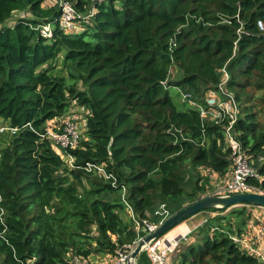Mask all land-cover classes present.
<instances>
[{
	"label": "trees",
	"instance_id": "trees-1",
	"mask_svg": "<svg viewBox=\"0 0 264 264\" xmlns=\"http://www.w3.org/2000/svg\"><path fill=\"white\" fill-rule=\"evenodd\" d=\"M70 1L81 14L72 33L43 0H0V121L18 127L0 133V264L128 250L136 232L123 186L137 218L155 224L212 194L210 175L231 170L226 122L202 120L186 101L178 108L169 89L203 103L223 66L240 107L234 131L259 175L249 182L264 192V0ZM15 10L29 16L7 25ZM73 107L85 109V131L58 151L43 134ZM86 163L103 164L117 184ZM204 211L171 264H263L231 238L248 207ZM136 262L150 264L144 251Z\"/></svg>",
	"mask_w": 264,
	"mask_h": 264
},
{
	"label": "built area",
	"instance_id": "built-area-1",
	"mask_svg": "<svg viewBox=\"0 0 264 264\" xmlns=\"http://www.w3.org/2000/svg\"><path fill=\"white\" fill-rule=\"evenodd\" d=\"M42 6L57 7V22L59 28L63 31L72 33L80 29L79 18L81 17V14L76 10L70 0H43ZM258 25L262 28V24L260 22ZM36 29L44 37H50L52 35V26L50 23H40L37 25ZM172 45H174V43ZM219 72L221 73L220 81L216 87H212L206 92L203 103L196 102L191 98L189 93L181 91L183 101H186L189 105L196 107L202 120L212 121L214 123L226 122L223 125V139L225 147L230 150L231 170L228 173L229 177L224 184L217 190L213 191L212 194L225 195L228 193L242 192L264 193L258 187L249 182V179L258 178L259 175L256 169L249 163L248 156L243 149L240 140H238L236 132L234 131V124L239 116L240 107L233 91H231L227 86L228 73L225 66L220 68ZM72 109L69 110L68 114L65 116H60L52 120L51 126L47 128L45 134H43V136H45L51 145L58 151L65 148L75 147L79 143L82 134L85 131L86 118L84 114L81 115L71 112ZM80 110L84 113L85 109L81 107ZM17 129L18 127L0 125V133L9 132L10 134H15ZM62 159L68 167H76L73 164L74 159L71 155H62ZM86 165L88 171H95L101 174L106 180H111L112 185L117 184L115 175L106 171L103 164L86 163ZM121 199L125 204L128 216L134 222V230L136 232V238L132 242L130 248L126 251L118 252L117 256L113 258L106 256L103 258L93 259L90 257L74 256L65 264H127L128 254L139 243V241H141L145 235L153 231L158 224L149 222L147 219L137 218L131 205L126 199V189L124 186L121 188ZM242 205H246L254 209L261 208L259 206L249 204ZM259 229L261 233L264 234V225H262ZM254 237H256L255 234L231 236V238L241 245L243 249H245L249 254L257 257L264 264V251L254 244ZM179 242L180 240L173 238L168 231L162 236L153 239L144 247L143 251L146 253L150 264H171L174 251ZM135 263L137 264L136 261Z\"/></svg>",
	"mask_w": 264,
	"mask_h": 264
},
{
	"label": "water",
	"instance_id": "water-1",
	"mask_svg": "<svg viewBox=\"0 0 264 264\" xmlns=\"http://www.w3.org/2000/svg\"><path fill=\"white\" fill-rule=\"evenodd\" d=\"M242 204H249L264 208V193L256 192H242V193H228L225 195L210 194L203 196L172 213L163 221L158 223L157 227L144 236L139 243L128 254L127 264H136V257L143 252L144 247L153 239L158 238L171 230L177 224L195 215L200 211L207 209H219L228 211L232 207L240 206ZM205 220L197 226L193 227L186 235L189 236L192 232L197 231L205 224Z\"/></svg>",
	"mask_w": 264,
	"mask_h": 264
},
{
	"label": "rangeland",
	"instance_id": "rangeland-1",
	"mask_svg": "<svg viewBox=\"0 0 264 264\" xmlns=\"http://www.w3.org/2000/svg\"><path fill=\"white\" fill-rule=\"evenodd\" d=\"M19 16H29V13H27L26 12V10H15L14 12H13V14H12V18L15 20L17 17H19ZM12 18H11V20H12ZM10 23V20H8L7 22H6V24H9ZM173 74H175V70L174 69H171L170 70V76H173ZM169 93H170V95L172 96V99H173V101H174V103L176 104V106L178 107V108H183L184 106H185V103L183 102V100L181 99V96H179L178 95V92H177V90H175L174 88H170L169 89ZM80 108L81 107H73V109H72V111L71 112H74V113H77V114H81V115H83V112L80 110ZM77 117V116H76ZM1 124H5V123H3V122H1L0 121V125ZM206 172V171H205ZM216 175V174H215ZM210 179H211V181H210V186H209V191H215V190H217L219 187H221L222 185H223V181L221 180V179H219V178H217V175L216 176H214V174L212 173L211 175H210ZM246 206V205H245ZM246 207H248V209L250 210V211H247L248 213H250L252 216H251V218L249 219V222H250V227H251V229H253L254 231H255V233L257 234V232H258V230H255V229H258V226H262V225H264V208H256V209H254V208H252V207H249V206H246ZM204 214H199V216H198V218H200L201 216H203ZM124 216V215H123ZM126 217V216H125ZM197 218V219H198ZM247 224V223H246ZM187 225H190V224H187ZM245 229H247L246 227H245ZM180 230L179 231H177V233H175L176 234V236H180L179 234H180ZM169 233H172L171 232V230L169 231ZM259 233V232H258ZM258 235L259 234H257V237H258ZM176 238H179V237H176ZM181 239H182V237H181ZM181 239H179V240H181ZM180 243H183L182 242V240H181V242H179V244ZM175 254V253H174ZM144 264H147V263H144Z\"/></svg>",
	"mask_w": 264,
	"mask_h": 264
},
{
	"label": "crops",
	"instance_id": "crops-1",
	"mask_svg": "<svg viewBox=\"0 0 264 264\" xmlns=\"http://www.w3.org/2000/svg\"><path fill=\"white\" fill-rule=\"evenodd\" d=\"M13 23H14V19L12 18V20L10 19V23L7 24V25H11ZM214 176H216V175L214 174ZM228 177H229V174L224 176V177H222V178L217 176V178H219V179H221L223 181V184L227 180ZM199 214H204V215L201 216L200 218H198ZM210 214H211V212H208V211H200V212L196 213L195 215H193V216L187 218L186 220L182 221L181 223L177 224L175 227H173L171 229L172 233H169V234L172 235V237L175 238V239L179 240L182 237V239L186 240L189 237V236L186 237L187 233L193 227H195L198 224H200L202 221H204V220L206 221V219L209 217L208 215H210ZM246 223L247 224H245L241 234H249V235L255 234L256 237H254V240H255L254 244H256L259 248H261L264 251V237H263L264 234H262L260 229H259L261 227V225L258 226V229H255V230H258V232H259V233L257 232V234H259L258 237H257V234L255 233V231L253 229H251V227L249 225L250 224L249 220ZM187 224H190V225H187ZM245 227L247 229H245ZM179 230L181 231L180 234H179L180 236H176L175 233H177V231H179ZM176 237H179V238H176ZM93 259H95V258H93Z\"/></svg>",
	"mask_w": 264,
	"mask_h": 264
}]
</instances>
